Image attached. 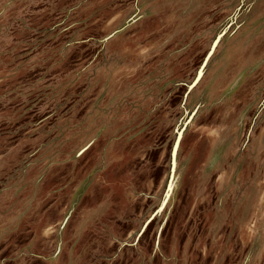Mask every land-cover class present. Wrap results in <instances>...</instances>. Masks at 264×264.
I'll return each mask as SVG.
<instances>
[{
    "label": "rangeland",
    "instance_id": "obj_1",
    "mask_svg": "<svg viewBox=\"0 0 264 264\" xmlns=\"http://www.w3.org/2000/svg\"><path fill=\"white\" fill-rule=\"evenodd\" d=\"M0 264H264V0H0Z\"/></svg>",
    "mask_w": 264,
    "mask_h": 264
}]
</instances>
